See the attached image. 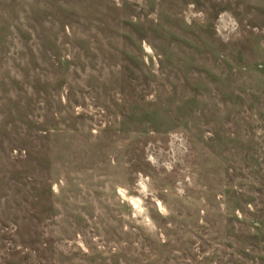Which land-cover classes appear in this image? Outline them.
I'll use <instances>...</instances> for the list:
<instances>
[{"label": "rangeland", "instance_id": "rangeland-1", "mask_svg": "<svg viewBox=\"0 0 264 264\" xmlns=\"http://www.w3.org/2000/svg\"><path fill=\"white\" fill-rule=\"evenodd\" d=\"M0 264H264V0H0Z\"/></svg>", "mask_w": 264, "mask_h": 264}]
</instances>
